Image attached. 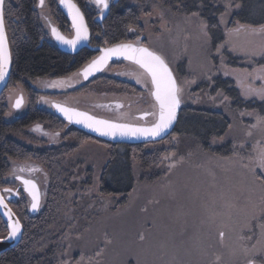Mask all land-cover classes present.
<instances>
[{"label":"rangeland","instance_id":"rangeland-1","mask_svg":"<svg viewBox=\"0 0 264 264\" xmlns=\"http://www.w3.org/2000/svg\"><path fill=\"white\" fill-rule=\"evenodd\" d=\"M162 1H145L143 7H149L148 13L139 15V26L131 27L134 31L129 30L126 41L121 42H134L139 36L141 43L164 57L183 89L180 110L183 106L198 110L220 109L226 113L229 126L223 136L208 142L210 146L207 151L199 143L193 144L190 139L179 138L174 133L171 138L177 144V150L171 149L164 140L148 144L147 150L153 146L163 147L168 154L163 156L168 157L164 162L168 164H161L158 172H152V178L134 169L137 176L135 187L126 203L117 207L116 201L122 198L121 195L104 197L95 189L98 171L109 151L106 149L107 140L89 133L87 137H81L83 146L73 160L80 162L85 170H79L82 175H78L77 181H72L75 190L79 188L73 196H78L77 207L80 211L76 213L78 217L75 220L79 218L80 221L74 225L76 231L68 240L61 264H108L105 262L108 258L109 264L112 259L118 263L127 254H130L135 264L136 261L139 264H183L189 258L191 262L188 264L209 263L207 255L205 256L207 251L211 254V259H222V264H247V260L255 252L252 247L256 244L255 239H239L240 224L244 219L245 206H249L247 212L251 214V205H259L264 197V188L250 168L242 166L241 160L235 155L234 146L245 144L240 154L247 156L254 154L253 149L262 145L261 139L264 138V120L257 124L258 116L264 118V113L261 112L264 97L255 93L247 94L249 87L264 88V79H261L264 77V21L259 25L235 21L228 26L230 17L239 10L240 4L239 7L233 6L224 16L225 23H221L224 38L213 49L207 31L208 25L201 18L202 12L191 11L189 14L186 12L178 15L179 11H175V8L179 5ZM220 2L225 8L227 0ZM231 3L235 5L236 1L231 0ZM46 9L48 12L44 16L40 10L38 12L48 35V18L65 35L63 30L66 27L51 15L52 7L46 6ZM257 11L260 10L256 9ZM192 13L198 15L193 16ZM219 17L221 21V14ZM202 25L207 27L202 29ZM237 28L240 30L230 32ZM205 31L207 36L204 35ZM225 49L231 51L230 60L235 63H220L225 58ZM95 56L96 54L89 61ZM215 56L219 57L217 66L213 61ZM113 62L116 64L107 66L102 73L96 75L102 80L95 78L83 81L79 70L85 64L79 70L62 77L38 78L33 85L37 89L34 96L42 99L52 97L47 98L48 105L50 101H66L93 114L132 119L134 112H141L150 105L148 100H152L151 93L147 91L149 78L148 82L145 81L140 73L142 70L133 64L116 60ZM105 78L113 79L112 88L107 87ZM123 78L130 84L117 81ZM53 81L67 82L71 89L58 94L54 91L58 88L50 86ZM227 81L230 83V91L235 93V97L239 96V101L244 106L241 112L236 113L231 107L235 98L225 95V90L218 86L219 82L225 84ZM8 88L13 89L4 91L2 96L8 99L10 105L21 93L24 99L27 98L22 86L10 84ZM131 91L135 92V96L127 94ZM26 103L30 106L31 100H26ZM110 106L116 110L115 116L109 115ZM44 121L46 120L40 121L43 125L36 123L32 126V130L43 139L55 141L57 133H66L63 126L53 119ZM251 125L257 127L252 128ZM257 140L261 142L257 144ZM230 143L232 149L230 153H226ZM243 163L248 161L244 160ZM87 167L89 171H86ZM46 191L47 189H42L44 197ZM226 204L232 206L231 214L225 207ZM2 222L4 223L3 220ZM220 231L225 233L223 239H220ZM140 234L144 235V240H140ZM108 240L111 243H107ZM260 246L257 245V248ZM245 249L249 250L247 254ZM125 260L129 259L125 257ZM255 260L256 264H264V256L257 254Z\"/></svg>","mask_w":264,"mask_h":264},{"label":"trees","instance_id":"trees-1","mask_svg":"<svg viewBox=\"0 0 264 264\" xmlns=\"http://www.w3.org/2000/svg\"><path fill=\"white\" fill-rule=\"evenodd\" d=\"M77 1L80 4L83 2V0ZM145 1L147 0H119L111 8L109 16L103 19L101 23L92 17L87 19L88 24L93 29L89 43L106 46L123 40L126 41L125 38L128 37L130 28L139 26V15L148 13L149 7L147 5L143 7ZM235 1V5L240 4V7L230 17L228 26L235 21L248 25H259L264 21V0ZM162 2H172L179 5L175 8V11H179L178 15L186 12L189 14L191 11L202 12L201 18L208 25L207 31L213 49L223 40L224 27L220 22L219 15L225 12V8L220 0H163ZM6 4L5 27L12 59L8 85L17 84L25 88L26 96H28V100H31V103L28 114L14 122L8 121L4 117L7 111L6 102L3 94L0 95V182L3 181L4 172L7 171L9 158L32 159L43 168L48 186L46 197H42L40 207L35 215L28 212V199L23 194L15 201V213L22 223L23 233L20 242L15 247L0 253V264H61L64 257L63 251L68 246L71 234L76 231L74 225L80 221L79 218L75 220L78 217L76 213L80 211L77 207L78 196H73L79 188L77 187L75 190V184L73 185L72 181H77L78 175H82L79 170L84 171L85 168L80 162H74L73 158L83 146L81 143L83 138L81 137L85 138L88 135L82 130L68 125L55 114L37 107V97L34 96L37 89L33 85L38 78L62 77L79 70L97 51L91 47H84L75 54L60 50L43 26L38 12L37 0H6ZM134 4L136 5L134 6ZM256 9L260 11L256 12ZM223 52L225 58L220 63L227 65L225 61L231 62V51L225 49ZM217 59H219L218 56L213 58L216 66L219 64ZM231 63H235V61L233 60ZM140 73L148 82L146 74ZM180 73L182 74L181 71ZM99 78L95 76L92 79L97 80ZM112 78L104 79L107 87H113ZM117 81L130 84L124 78ZM226 83L219 82L218 86L225 90V95L235 98L231 107L236 110V113L241 112L244 106L239 101V96L235 97V93L230 91L228 87L230 83L228 81ZM261 105L263 114L264 103ZM48 119H53L63 127L66 126L67 130L62 135L64 138L62 143L48 146L41 144V146L36 147L19 141V138L27 137L25 127L28 124L34 120L47 121ZM229 123L226 113L220 109L198 110L194 107L188 109L183 106L174 131L161 141L168 142L171 149L177 150V144L175 141L173 143L171 138L174 133L179 138L190 139L193 144L199 143L207 151L210 146L208 142L223 136ZM261 141L257 140L256 143L261 142L264 145V138ZM156 142L136 144L105 142L107 143L106 149L109 151L106 161L97 175V188L95 189H98L99 194L104 197L121 195L122 198L116 201V207L126 203L128 195L136 184L137 176L134 169H138L151 177L154 174L153 171L158 172L159 166L166 163L163 156L168 154L163 147L153 146L152 149L147 150L148 144ZM230 149H232L231 143L228 145L226 153H230ZM86 171H89L88 167ZM260 171L259 168L256 169V178ZM258 182L264 188V181L258 180ZM80 228L83 227L80 226ZM5 233L6 227L0 218V236ZM206 255L209 263L196 264L223 263L222 259H211V254ZM125 257L129 260L126 261ZM113 260L110 261L111 264L134 263L130 254L124 256L121 262L115 263ZM105 262L109 264V258L105 259ZM188 262H191V258L183 264H188ZM136 263L139 264L138 261Z\"/></svg>","mask_w":264,"mask_h":264},{"label":"snow or ice","instance_id":"snow-or-ice-1","mask_svg":"<svg viewBox=\"0 0 264 264\" xmlns=\"http://www.w3.org/2000/svg\"><path fill=\"white\" fill-rule=\"evenodd\" d=\"M58 3L67 9L68 15L71 17V26L75 30V36L72 39H66L55 26H51V21H49V25L51 26V34L58 41L75 48L78 42L86 41L88 39L89 32L84 21V16L73 0H58ZM94 4L97 6L101 14H103V12L109 8V0H94ZM38 5L41 9H43L45 6V0H38ZM235 6L239 7V5ZM232 7L233 5L231 0H227L225 12L221 14V23H225L224 16L229 13ZM6 9V0H0V81L5 79L11 61V54L9 51L5 28ZM41 15H43V12ZM192 15L197 16L198 13H192ZM45 19H47V17H45ZM161 20L163 21V13H161ZM206 27V25H202V29ZM130 30L134 31V29ZM239 30L240 29L237 28L230 30V32ZM204 35L207 36L206 31L204 32ZM139 41L140 37L137 36L136 43H121L112 47L98 49L101 54L94 58L82 70V72L84 78L87 79L90 75L96 71H99L105 64H107L108 60L112 57H124L143 69L144 73L151 79V95L154 97L156 102L153 107L156 108L158 106V111L151 113L155 119L150 127H137L131 124H120L110 120L98 119L94 116L88 115L86 112H79L74 108L65 107L61 104H55L54 107L63 113L69 121L75 119L77 123H83L86 127L99 132L101 135L115 136L120 134L131 136L142 135L160 137L161 134L165 133L166 130H168L172 126L173 122L177 119V109L181 104V93L183 89L173 76V73L166 63L164 57L161 54H158L155 50L145 47ZM220 47H223V45ZM217 51H220L219 47L217 48ZM261 79H264V77H261ZM137 82H139V79ZM63 83L64 81H53L50 86H61ZM252 93L264 97V88L253 89L249 87L247 94ZM22 103L23 97L17 98L15 107L20 108ZM117 107H120V105H117ZM145 115H149V113H145ZM261 120H264V118L258 116L257 124H259ZM250 127L255 128L257 125H251ZM37 130H39V125H37ZM248 135L250 136L251 132H249ZM245 146V144L234 146L235 155H237L241 160L242 166L250 168L254 175L256 173V169L259 168L261 171L257 179L264 181V145H259L258 147L254 148V154L250 153L247 156L240 154L244 150ZM167 158L168 157H165V159ZM244 160H247L248 163L244 164ZM21 171H23V169H21ZM29 171H32V169H29ZM17 178L22 180L24 190L31 196V209L33 211L38 210L40 206V196L36 183L32 180L23 179L22 177ZM3 191L12 194L11 189H4ZM15 194L19 195L20 193L17 191ZM0 206L6 210L5 214L9 217L10 221V230L8 231L7 236L0 237V243H3L9 239H15L18 234L21 233L22 225L19 219L14 221L12 220V216L14 214L11 212V209L8 208L3 195H0ZM225 207L229 209V214H231L232 206L226 204ZM248 207V205L245 206L244 219L240 224L241 235L239 239L256 240V244H253L252 246L253 249H255L253 257L247 260V264H256L255 256L257 254L264 256V197L261 198L259 205H251V214H248L247 212ZM219 235L221 239H223L225 233L220 231ZM139 238L140 240H144V235L140 234ZM107 243H111V241L108 240ZM257 245L261 246L257 248ZM248 251V249H245L246 254ZM99 254L100 253L98 252L97 255ZM217 259H219V257H217ZM65 264H69V262H65Z\"/></svg>","mask_w":264,"mask_h":264},{"label":"flooded vegetation","instance_id":"flooded-vegetation-1","mask_svg":"<svg viewBox=\"0 0 264 264\" xmlns=\"http://www.w3.org/2000/svg\"><path fill=\"white\" fill-rule=\"evenodd\" d=\"M73 2L79 7V9L81 10L84 19L86 21V24L88 26L89 29V35L91 37L92 33H93V29L90 27V25L88 24V20L90 17H92L93 19H97L100 23L103 21V19H105L106 17L109 16L110 10L113 6H115L119 0H109V8L107 10H105L103 12V14L100 13V11L98 10L97 6L94 4V0H83L82 4H80L77 0H73ZM47 8H51V15H53L54 17H56L57 19H59L61 21V25H64L66 27L64 31L65 36L67 37H72L73 35V28L71 26V23L68 19V17L66 16V14L64 13V11L62 10V8L60 7V4L58 3V0H45V6L43 9H41L40 7H38V10H40V12H43V15L45 13L48 12ZM47 17V16H45ZM49 17V16H48ZM50 31V25H49V18H48V27H47ZM60 30V29H59ZM97 35V34H95ZM90 37H89V41H90ZM90 46H92V49L97 50L96 47H102L105 45H91L89 43ZM89 47V46H88ZM98 51V50H97ZM116 64V62H112L110 63L109 66H112ZM125 79V78H124ZM9 82V80H8ZM52 84V83H50ZM58 89H54L55 92H63L65 90L71 89L70 85L67 82H64L63 85L61 86H55ZM13 88H8V83L7 86L5 87V89L3 90V92L1 94L5 92H8L9 90H11ZM52 91V92H54ZM147 92V91H146ZM145 92L146 97L148 96V94ZM149 92L151 93V84H150V90ZM58 94H63V93H58ZM127 94H130V96L134 95L135 96V92L131 91V92H127ZM47 96V95H45ZM19 97H23V94H19L17 98ZM17 98H15L12 102V104L10 105L8 102V99H5L6 102V106H8V109L4 115V117L6 118V120L8 121H16L17 119H19L20 117L24 116L25 114L29 113V103H26V100H28V96L27 98L23 97V103L21 105L20 108H16L15 107V103ZM47 98H52V97H47ZM47 98H40L37 97L36 98V106L39 107L40 109H42L43 111H49L51 113L54 114L53 112V107H52V102L50 101V105H48L46 103V101H48ZM54 102H61L64 104H68L71 105L70 103L66 102V101H54ZM109 103V102H106ZM148 103L150 104L148 107H145V109L141 112H134L132 114V119H135L136 121L142 122V123H147L149 122V120H153V116L151 115L152 112L157 111V107L154 108L153 105L156 103L153 98L150 102V100H148ZM48 106V107H47ZM20 109V110H19ZM18 110V111H17ZM142 113H149V115H147L144 119H142L139 114ZM32 115V114H31ZM153 118V119H152ZM65 122V121H64ZM36 123H39L41 125H43V123H40L39 120H34L32 121L30 124H28L25 129L27 132V137L25 136V138H19L20 142L29 144V145H35L36 147L41 146V144H44L45 146L48 145H55V144H60L64 141V138L62 135L58 134L57 140L55 141H47L46 139H43L42 137L39 136V134L36 131L32 130V126ZM68 124V123H67ZM69 125V124H68ZM66 126L63 127L64 130H67V128H65ZM173 132V131H172ZM171 132V133H172ZM170 133V134H171ZM169 134V135H170ZM157 140L158 141H161ZM21 169H23V171H21ZM29 169H32V171H29ZM17 177H22L23 179H33L35 182H37L41 188V192L42 189H47V182L45 179V173L43 172V168L40 166V164H38L37 162H34L32 159H8V167H7V171L4 172V177H3V181L0 182V189L2 191V194L4 197L7 198V201L10 205V207L12 208V210L15 212V201L17 199H19L21 197V195L23 194L26 199H28V194L27 192L24 190L23 187V182L21 179H18ZM42 186V187H41ZM4 189H11L12 190V194L6 193L3 190ZM19 191V195H16L15 193ZM42 197H43V193H42ZM41 203V202H40ZM221 239V238H220ZM159 254H164V253H159ZM206 254H209V251L206 252Z\"/></svg>","mask_w":264,"mask_h":264},{"label":"water","instance_id":"water-1","mask_svg":"<svg viewBox=\"0 0 264 264\" xmlns=\"http://www.w3.org/2000/svg\"><path fill=\"white\" fill-rule=\"evenodd\" d=\"M60 7L62 8V10L64 11V13L66 14V16L68 17V19H69V21H70V23H71V17L68 15V12H67V9L65 8V7H63L62 5H60ZM81 11V10H80ZM84 21H85V19H84ZM85 24H86V21H85ZM47 25H48V22H47ZM87 25V24H86ZM51 26H54V25H52L51 24ZM51 26H50V31H49V35L51 36V38L53 39V41L55 42V44L57 45V47L60 49V50H62L63 52H66V53H70V54H75V53H77L80 49H82V48H84V47H88L89 46V37H90V35H88V39L86 40V41H80V42H78L77 43V45H76V47L75 48H73L72 46H70V45H68V44H65V43H63V42H61V41H58L52 34H51ZM88 27V26H87ZM57 28V27H56ZM58 29V28H57ZM58 31L66 38V39H72V38H74V36H75V30L73 29V35H72V37H67V36H65L59 29H58ZM88 32H89V29H88ZM6 35H7V33H6ZM7 39H8V37H7ZM137 41V40H136ZM136 41H134V42H117V43H113V44H110V45H106V46H102V47H96V49L98 50V49H102V48H105V47H112V46H114V45H117V44H121V43H136ZM140 43H141V41H139ZM141 44H143V43H141ZM8 45H9V42H8ZM144 45V44H143ZM145 46V45H144ZM92 47V46H91ZM145 47H147V46H145ZM151 49V48H150ZM153 50V49H152ZM9 51H10V46H9ZM10 54H11V52H10ZM101 53H100V51L98 50V53L96 54V56L94 57V58H96V57H98L99 55H100ZM159 54V53H158ZM93 58V59H94ZM92 59V60H93ZM91 60V61H92ZM124 61V62H127V63H129V64H133V65H135V66H137V67H139L138 65H136L134 62H132V61H130V60H127V59H125L124 57H112L111 59H109L108 60V62H107V64H105L99 71H96V72H94L92 75H90L87 79H85L84 78V76H83V72H82V70L91 62V61H89L88 63H86L85 65H84V67L83 68H81L80 70H79V73H80V76H81V78H82V80L83 81H88V80H90V79H92V78H94L96 75H98L99 73H102V71L107 67V66H109L110 65V63H112L113 61ZM11 62L12 61H10V65H9V68H8V72H7V75H6V77H5V79L3 80V81H0V94L3 92V90L5 89V87L7 86V83H8V80H9V76H10V71H11ZM169 66V65H168ZM140 68V67H139ZM170 68V67H169ZM141 69V68H140ZM171 69V68H170ZM142 70V72L144 73V70L143 69H141ZM172 71V70H171ZM172 73H173V71H172ZM145 74V73H144ZM147 76V75H146ZM173 76L175 77V75H174V73H173ZM148 78H149V90H150V84H151V79H150V77L149 76H147ZM149 90H147L148 92H149ZM151 91H152V85H151ZM153 97V96H152ZM153 99H154V97H153ZM154 101H155V99H154ZM55 104H61V105H63V106H65V107H69V108H74V109H76L77 111H79V112H86V113H88V115H90V116H94V117H96V118H98V119H105V120H110V121H113V122H115V123H120V124H131V125H134V126H137V127H150L151 126V124H152V122L154 121V119L153 120H149V122H147V123H142V122H139V121H136L135 119H128V118H126V119H118V118H116V117H111V116H109V117H105V116H101V115H99V114H97V113H91V112H88V111H86L85 109H81V108H78V107H74V106H71V105H68V104H64V103H61V102H52V107H53V112H54V114L56 115V116H58L59 118H61L62 120H64L65 122H67L69 125H72L73 127H75V128H78V129H80V130H82V131H84V132H86V133H89V134H92V135H94V136H96V137H98V138H101V139H104V140H107V141H110V142H113V143H122V144H132V143H142V142H147V141H154V140H160V139H163V138H165L167 135H169L172 131H173V129H174V127H175V125H176V122H177V119H178V113H179V110H180V107H181V105L182 104H180V106H179V108L177 109V119H176V121H174L173 122V124H172V126L168 129V130H166V132L165 133H162L161 134V136L160 137H151V136H142V135H137V136H131V135H120V134H117V135H115V136H111V135H101L99 132H97V131H95V130H93V129H91V128H88V127H86L83 123H77L76 122V120L75 119H73L72 121H69L68 119H67V117H65L64 116V114L63 113H61L57 108H55L54 107V105ZM109 110H110V114L109 115H112V116H115V109H114V107L113 106H110L109 108H108ZM157 111H158V106H157ZM118 112H121V110H119ZM139 116L142 118V119H144L147 115H145V113H142V114H139ZM28 180H32V181H34L33 179H28ZM35 182V181H34ZM36 183V185H37V188H38V190H39V196H40V202H41V199H42V192H41V188H40V186H39V184L37 183V182H35ZM23 187H24V185H23ZM28 194V193H27ZM0 195H3L2 194V191H1V189H0ZM4 199H5V202L7 203V205H8V208L9 209H11V212L14 214L13 216H12V220L14 221V220H16V219H19L18 218V216L16 215V213L12 210V208L10 207V205H9V203H8V201H7V198L6 197H4ZM31 196L28 194V208H27V210H28V212L30 213V214H35L38 210H35V211H33L32 209H31ZM40 207V206H39ZM39 209V208H38ZM6 213V210L2 207V206H0V216H1V218H2V220L4 221V223H5V225H6V228H7V233H8V231L10 230V228H9V223H10V221H9V217L5 214ZM20 223H21V221H20ZM21 225H22V223H21ZM7 233H6V235H4L3 237H5V236H7ZM22 233H23V226H22V230H21V233H19L18 234V236L15 238V239H9V240H6V241H4L3 243H0V253L1 252H4V251H7V250H9V249H11V248H13V247H15L19 242H20V239H21V236H22Z\"/></svg>","mask_w":264,"mask_h":264}]
</instances>
